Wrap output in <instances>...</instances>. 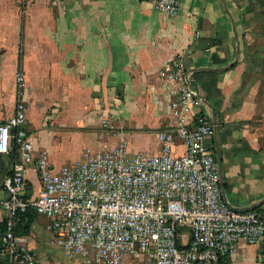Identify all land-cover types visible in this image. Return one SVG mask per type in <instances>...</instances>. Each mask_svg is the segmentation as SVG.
<instances>
[{
	"label": "crops",
	"instance_id": "1",
	"mask_svg": "<svg viewBox=\"0 0 264 264\" xmlns=\"http://www.w3.org/2000/svg\"><path fill=\"white\" fill-rule=\"evenodd\" d=\"M154 1L37 0L31 24L24 21L15 28L39 36L37 54L22 64L25 82L33 76L40 81L45 67L54 84L55 75L62 74L63 81L56 87L67 97L63 114L55 116L59 127L76 129L84 121L86 128L93 127L90 108L97 106L104 113L115 112V120L119 119L115 123L132 128L131 139L141 153L158 154L159 132L178 125L173 110L176 87L161 72L184 56L191 86L202 102L195 113L208 115L216 129L209 145L222 164L225 202L238 211L264 212V83L249 75L244 62L242 14L230 0H178V15L169 17L154 9ZM41 9L47 10V16L37 12ZM42 16L47 23L41 22ZM43 32L48 33V54L42 50ZM20 58L14 53L0 55V123L12 116L16 106L14 75ZM51 94L38 100V94L27 88L21 100L35 157L45 153L61 168L69 163L50 149L46 140L52 131L44 129L39 119V110L47 114L55 103V92ZM129 119L135 124L132 127L126 124ZM55 123L51 121V129ZM184 154V144L177 139L174 155ZM14 161L15 153L0 157V199L6 198L4 181ZM28 186L35 195L42 188L34 167L29 170ZM39 217L49 224L53 237L50 221ZM5 219L0 209V226ZM35 228L44 230L39 224ZM29 237L37 251L39 244ZM230 264H264V238L254 245L241 242Z\"/></svg>",
	"mask_w": 264,
	"mask_h": 264
},
{
	"label": "built area",
	"instance_id": "2",
	"mask_svg": "<svg viewBox=\"0 0 264 264\" xmlns=\"http://www.w3.org/2000/svg\"><path fill=\"white\" fill-rule=\"evenodd\" d=\"M154 9L169 17L180 11L178 0H155ZM176 87L173 110L178 125L158 135V154L131 155L127 147L57 168L47 154L35 157L27 131L24 101L0 123V157L15 153L12 173L4 181L6 232L0 238L4 264H39L29 236L16 235L20 215L31 210L50 221L55 243L69 258L97 264H124L127 257H146L153 264H218L241 242L264 238V212L236 211L224 200L221 176L209 142L215 127L202 105L184 56L161 72ZM20 93L23 73L17 75ZM21 94H19L21 96ZM191 121L188 122V119ZM180 139L183 156L174 155ZM34 167L38 195L28 186Z\"/></svg>",
	"mask_w": 264,
	"mask_h": 264
},
{
	"label": "rangeland",
	"instance_id": "3",
	"mask_svg": "<svg viewBox=\"0 0 264 264\" xmlns=\"http://www.w3.org/2000/svg\"><path fill=\"white\" fill-rule=\"evenodd\" d=\"M230 2L242 14L243 39L241 46L244 54V62L248 65L249 75L254 78L259 77L263 79L264 83V0H230ZM36 3L37 0H0V28L3 29L6 27L4 31L0 30V55L6 53L7 55H11L12 53L17 54V57L21 55L20 61L18 60V68L14 75L16 104L20 101L21 97L19 95L21 91L17 84V75L24 73L22 64L25 58L32 59L37 54L39 49V36H37V33L30 31H16L15 28L19 27L24 21L25 23L31 24V9L33 8V4L35 5ZM45 4L47 5L46 1ZM37 12H41L47 16L46 9L37 10ZM46 16L41 17V22L47 23ZM41 34L44 35L45 41L44 45H42V50L45 54H48L50 51L47 42L48 33L43 32ZM20 47H22V52ZM44 65L47 66L46 64ZM46 70L47 67L43 71L42 79L38 82H35L34 76L33 79H30L31 82L26 79L27 84L22 91H26L27 88H32L33 94H38V100L40 97L43 98L42 100H46L47 97L50 98L52 96L51 93L55 92V96L53 97L55 103L47 114L44 109L39 110L42 112L39 119H43L44 129L52 131L48 135L46 143L50 149L61 157H64L63 162L65 164L69 163L66 165L82 162L84 154L88 152L101 154L110 152L116 148L127 147L131 155L141 153L138 146L134 144V140L131 139L132 128H128L121 122V124L115 123L119 120H115V117L117 118L115 112L104 113L97 106L90 108L89 118L94 121L93 127L86 128L88 124L85 121L82 122V126L77 124L76 129L59 127V124L57 122L55 123V116L63 114L61 110L64 106V100L67 97L63 94L64 90L62 88L56 87L63 81L62 74L57 73L55 75L56 80L54 84L53 79L50 80L51 77H48ZM93 98L94 100L96 99V97ZM135 120L139 122V118H135ZM51 121L55 123L52 129L50 127ZM61 121L63 120L61 119ZM126 124L130 127L135 125L130 119ZM109 136L112 137L111 140H108ZM89 139H96L97 141L90 142ZM37 224L43 226L44 230L35 228ZM48 228L49 224L45 223L40 217H37L30 231V235L39 244L36 252L41 264H97L93 259L91 261H84L82 259L67 257L55 243L52 235L49 234ZM124 260V264H153L146 257H127Z\"/></svg>",
	"mask_w": 264,
	"mask_h": 264
},
{
	"label": "trees",
	"instance_id": "4",
	"mask_svg": "<svg viewBox=\"0 0 264 264\" xmlns=\"http://www.w3.org/2000/svg\"><path fill=\"white\" fill-rule=\"evenodd\" d=\"M39 217L38 213L31 210L23 215H20V221L16 225L15 233L16 235L30 236V231L32 225L34 224L36 218ZM7 227L6 220L0 226V238L5 234ZM0 264H4L3 260L0 258ZM218 264H230V257H220Z\"/></svg>",
	"mask_w": 264,
	"mask_h": 264
},
{
	"label": "water",
	"instance_id": "5",
	"mask_svg": "<svg viewBox=\"0 0 264 264\" xmlns=\"http://www.w3.org/2000/svg\"><path fill=\"white\" fill-rule=\"evenodd\" d=\"M218 165H219L220 176H221V189H222V194H223V197H225V188H224V183H223V169H222V164H221V161H220V158L219 157H218ZM234 210H236V209H234ZM236 211H238V210H236ZM239 211L244 212V211H248V210L246 209V210H239Z\"/></svg>",
	"mask_w": 264,
	"mask_h": 264
}]
</instances>
